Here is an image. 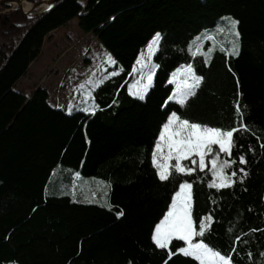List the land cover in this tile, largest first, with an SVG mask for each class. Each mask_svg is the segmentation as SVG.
<instances>
[{
	"label": "trees",
	"instance_id": "obj_1",
	"mask_svg": "<svg viewBox=\"0 0 264 264\" xmlns=\"http://www.w3.org/2000/svg\"><path fill=\"white\" fill-rule=\"evenodd\" d=\"M3 9L9 10L0 12V264H164L167 250L151 236L183 179L193 183L194 218H214L205 241L225 254L236 247V264H264V0H88L85 6L59 0L30 17L12 5L0 4ZM225 15L239 21V55L220 51L229 49L218 27ZM75 19L83 32L98 36L120 69L96 90L99 109L91 113L51 106L44 89L30 96L16 89L47 38ZM212 31L211 44L203 36ZM156 32L163 36L155 55L161 79L188 63L203 77L181 109L183 118L228 129L239 120L236 102L242 106L250 131L234 134L239 151L221 154L237 160L226 170L238 173L231 187L209 188L208 168L158 178L151 153L167 120L169 89L158 84L144 101L128 87ZM197 46L214 49L207 62L192 56ZM58 165L82 166L106 181L111 207L48 195L45 185ZM239 168L248 173L243 181ZM180 246L175 238L170 244L173 252ZM168 264L197 262L177 253Z\"/></svg>",
	"mask_w": 264,
	"mask_h": 264
},
{
	"label": "snow or ice",
	"instance_id": "obj_2",
	"mask_svg": "<svg viewBox=\"0 0 264 264\" xmlns=\"http://www.w3.org/2000/svg\"><path fill=\"white\" fill-rule=\"evenodd\" d=\"M229 22L231 25L229 31L235 37H239L240 33L236 30V25L239 24V21L230 19ZM223 30L220 29V31ZM204 38L214 40L212 35H207ZM162 39L163 36L160 32H156L151 37L146 46L149 56L155 55L160 51ZM213 50L209 49L208 52H204L201 47L197 46L191 54L192 56L202 55L205 57V62H207L208 53ZM220 51L227 52L228 55L232 56L239 55L238 43L233 40L230 49H225L221 45ZM141 56H143V53H141ZM108 61L112 64L116 63L110 55L108 56ZM137 64L140 65L141 72H143L145 67L149 68L146 74V82L137 91L132 92L133 96H139L143 99L144 94L153 84L154 70L159 65L149 64L148 61L143 59H138ZM116 74L112 73V75ZM202 80L203 77L197 75L191 63L181 66L172 73L169 82L175 83L176 87L173 89L172 94L167 97V101H175L181 107L185 106L188 99L196 94V90ZM89 82L91 83V81ZM102 82L99 81V83ZM235 108L239 120L236 126L228 129L191 122L182 118L176 111H172L162 125V130L151 153V161L157 171L158 178L161 181H168L174 177V174L190 176L198 170L203 171L208 168L212 176V179L208 181L209 188L219 190L231 187L236 182L234 177H237L238 173L236 170L230 172L226 170L232 169L237 160L222 159L221 154L231 157L233 148L239 151L242 145L237 144L234 134L238 136L240 132L250 131L248 125L243 122L244 113L238 101ZM86 110L94 111L93 109ZM69 111H71V108H69ZM214 146L217 147L214 149ZM261 147L264 148V144H261ZM238 160L242 164L247 163L243 154L238 156ZM173 161L175 162L173 163ZM185 161L187 163H184ZM239 173H242L238 177L240 181H243L248 175L244 168H239ZM76 176H79V173H76ZM192 189L193 183L189 182V180L183 179L182 182H179L171 197L167 211L154 226L151 236L152 241L157 248L167 250V259L164 264H168V260L177 253L182 254L184 257L192 258L197 264H236L233 259V253L237 252L236 247H233L225 254L205 241V233L210 232L214 218L211 214L199 217L198 220L194 218ZM109 207L111 206L109 205ZM123 214L122 211L117 213L118 216ZM250 231H258V229H251ZM174 238L183 242V246L177 247L175 252L170 248ZM239 239V237H236V240ZM247 255L250 258L252 257L251 252H248ZM259 255L264 258V252ZM129 264H132V262L129 261Z\"/></svg>",
	"mask_w": 264,
	"mask_h": 264
},
{
	"label": "rangeland",
	"instance_id": "obj_3",
	"mask_svg": "<svg viewBox=\"0 0 264 264\" xmlns=\"http://www.w3.org/2000/svg\"><path fill=\"white\" fill-rule=\"evenodd\" d=\"M79 2L85 6L88 0H79ZM28 3L31 2L28 1ZM15 8H17V5H12V9ZM43 9V7H40L33 14L38 13V11L41 12ZM8 10L3 9L0 12H7ZM230 19L237 20L232 15H225L218 23V27L224 29L228 35L227 43L229 49L232 41L235 40L238 43L240 52L241 30L239 24L236 25V30L239 31L240 35L235 37L229 31L231 27ZM207 35L214 37V40H208L211 44L214 43V32H208ZM207 35L203 36V40H205L204 37ZM208 50L206 51L208 52ZM141 53H143V56H141ZM141 53L138 59L148 61L149 64H158L155 59L156 54L149 56L146 46ZM211 54L212 52L208 53L207 60ZM109 55L115 60L111 51L99 40L98 36L94 33L83 32L78 25L77 19L72 20L54 31L47 38L42 54L31 64L27 74L18 82L16 89L27 96L32 95L38 88L44 89L48 96L49 104L68 113L76 111L96 112L99 109L96 90L106 80L115 76L112 73H117L116 75L120 73V69L116 65L117 62L115 64L109 63ZM148 71L149 68L145 67L143 72H141L140 65L136 61L132 69V78L128 84L131 95L133 91H137L146 82ZM154 71L153 84L144 94V101L150 99L151 89L158 84L165 89H169L167 97L172 94L173 89L176 87L175 83L169 82L172 73L176 70L164 79L160 77V66ZM197 75L200 74L197 73ZM99 81L103 82L99 83ZM82 85L83 87H81ZM133 97L141 99L139 96ZM167 97L163 105V108L168 107L169 109L167 117L172 111H176L182 117L181 109L184 106L181 107L175 101H167ZM166 101L167 103H165ZM69 108H71V111H69ZM86 109H93L94 111H87ZM76 173H79V176H76ZM45 192L48 195H69L77 201L101 204L107 207L110 205L108 198L110 193L109 184L94 174L84 173L82 166L72 168L58 165L55 167L45 185Z\"/></svg>",
	"mask_w": 264,
	"mask_h": 264
},
{
	"label": "water",
	"instance_id": "obj_4",
	"mask_svg": "<svg viewBox=\"0 0 264 264\" xmlns=\"http://www.w3.org/2000/svg\"><path fill=\"white\" fill-rule=\"evenodd\" d=\"M59 0H40L38 2L35 3H30L31 4V8L28 11H25V3H28V1L26 0H0V4H8V5H17L18 8H20L24 14H26L28 17L30 16H36L39 15L49 9H51ZM40 7H43L44 9L41 12L38 13H34L37 9H39ZM47 7V8H45Z\"/></svg>",
	"mask_w": 264,
	"mask_h": 264
},
{
	"label": "bare ground",
	"instance_id": "obj_5",
	"mask_svg": "<svg viewBox=\"0 0 264 264\" xmlns=\"http://www.w3.org/2000/svg\"><path fill=\"white\" fill-rule=\"evenodd\" d=\"M24 8H25V11H28V10H30V8H31V4L30 3H25L24 4ZM39 12V11H38Z\"/></svg>",
	"mask_w": 264,
	"mask_h": 264
}]
</instances>
